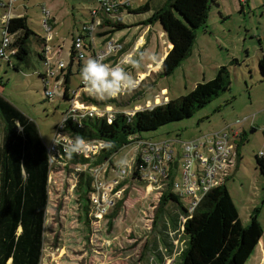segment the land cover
<instances>
[{
  "label": "rangeland",
  "instance_id": "374dc122",
  "mask_svg": "<svg viewBox=\"0 0 264 264\" xmlns=\"http://www.w3.org/2000/svg\"><path fill=\"white\" fill-rule=\"evenodd\" d=\"M143 1L132 0V4ZM162 1L148 0L149 9L145 11H124L123 22L131 21L132 24L112 33L123 42L122 48L104 59L139 79L138 87L130 94H121L116 100L91 102L108 103L111 111L134 108L146 100V104L163 102L185 93L195 82L211 78L216 67L225 64L228 70L226 89L194 109L189 116L168 121L154 129L141 130L139 135L151 139L168 137L173 139L176 147L181 140L227 124L237 130L231 164L223 182L242 224L247 223L252 208L258 207L256 218L262 233L243 264H264V175L255 161L256 155L264 159V78L257 67V58L264 54V0L210 2L203 26L194 30L188 54L167 75L147 69L152 63L159 64L162 54L170 47L160 24L157 21L149 24L136 22L149 15ZM96 7L98 0H0V18L4 14L24 16L28 27L44 37L45 46L49 47L46 50L48 64L54 68L58 60L68 63L72 37L81 32V23L89 22V10ZM45 17L50 24L48 32L41 26ZM1 26L0 20V36ZM93 42V52L104 47L96 35ZM28 47L24 60L18 61L13 55L8 60L0 57V95L34 121L45 144L49 142L67 101L58 95H52L50 99L45 97L42 80L36 74V70L44 71L35 53L40 44L31 36ZM129 50L132 55L126 60H138L139 67L125 63L123 53ZM83 52L82 66L87 59L93 58L90 48L85 47ZM152 56L157 59L154 61ZM70 71L67 93L76 97L78 93L72 92L81 80V70H76L75 59ZM58 80L57 94L63 80L60 75ZM47 85L50 86V82ZM160 86L165 89L159 90ZM134 151L135 141L120 146L113 153L114 164L125 167ZM76 164L53 160L47 173V205L38 264H173L177 260L185 241L181 229L174 232L169 227L163 231L158 217L152 224L159 195L158 184L136 180L124 182L117 193L110 196L114 204L118 198L122 199L115 206L110 224L106 214L114 208L112 202L104 207L100 216L93 215L88 203L89 219L86 222L80 205L83 199L79 198V191L74 186L80 166ZM127 169L130 171V165ZM112 172L108 165L104 175ZM176 176L178 179V173ZM165 208L176 211L171 202L166 203ZM162 239L170 245L164 244Z\"/></svg>",
  "mask_w": 264,
  "mask_h": 264
},
{
  "label": "trees",
  "instance_id": "16d2710c",
  "mask_svg": "<svg viewBox=\"0 0 264 264\" xmlns=\"http://www.w3.org/2000/svg\"><path fill=\"white\" fill-rule=\"evenodd\" d=\"M215 1L163 0L149 15L136 21L143 24L157 21L170 42L159 63L158 74H169L188 54L195 28L203 26L207 7ZM147 9L149 2L144 0L129 6L127 11L136 13ZM131 24L117 22L104 32L113 33ZM2 27L9 34L10 45L14 47L10 55L18 61L24 60L29 51V37L33 36L40 44L35 53L42 62L43 37L28 27L24 16H9ZM72 57L73 51L69 47V58ZM257 67L264 78V54L257 58ZM65 71L62 92L56 94L67 101L63 111L69 104L67 83L71 71L68 64ZM36 74L41 79V71L36 70ZM227 87L228 70L225 64H221L216 67L211 78L197 81L185 93L154 103L150 108L136 109L130 115L117 111L110 121L99 115L81 117L79 125L66 120L63 128L69 134L85 139H101L104 144L91 158L74 154L70 157L64 152L60 158L64 164L81 161L95 164L105 158L110 160L120 146L140 136L139 131L154 129L168 121L189 116L194 109ZM255 161L264 175L263 157L256 155ZM50 166L45 144L34 121L0 95V264H38ZM131 180L144 183L134 168L130 177L123 178L115 187ZM89 181V175L79 172L74 185L79 191V198L83 199L80 205L86 222L89 219ZM168 185L169 182L157 197L152 224L154 218L158 217L163 231L170 227L175 232L180 228L184 234V245L173 264H243L262 233L256 218L258 207L252 208L247 223L242 224L231 196L224 182H221L210 187L190 215L182 220L181 215L186 214L184 200L171 191ZM121 200L118 198L114 208L106 214L108 224L116 212L115 206ZM168 202L173 203L176 211L166 210L165 204ZM162 240L164 244L170 245Z\"/></svg>",
  "mask_w": 264,
  "mask_h": 264
},
{
  "label": "built area",
  "instance_id": "2783aa9c",
  "mask_svg": "<svg viewBox=\"0 0 264 264\" xmlns=\"http://www.w3.org/2000/svg\"><path fill=\"white\" fill-rule=\"evenodd\" d=\"M131 5H133L132 0H98V7L89 10V22L81 23V32L72 37L70 44L71 50L73 51L71 63L73 59H75L77 71L82 68L80 58L84 54L83 49L85 47L92 50L93 58L101 56L105 58L113 55L122 48V41L112 36V33L104 31L117 22H123V12L126 11L129 13L127 9ZM8 17V14H4V16L0 18L2 26ZM2 26L0 57L8 59L9 55L14 51V47L10 45V36ZM41 26L44 31H49L50 24L47 17L42 18ZM94 35L104 43V47L97 52H93L92 47ZM43 45L41 53L43 55L42 64L44 66V71H41L43 74L41 80L44 86L43 93L47 99H50L52 95L57 94L55 90L60 87L58 77L60 75L63 79V74L66 72L65 69L68 63L65 64L62 60H58L55 62L54 68L50 67L46 57V50H48L49 47L45 46L44 37ZM57 48L59 49L60 46ZM57 48L54 50H57ZM131 55V50L125 51L123 53V58L126 60ZM104 62L106 63V61ZM71 63L68 66H71ZM62 81L63 80H61L60 92H58L59 94H61L63 88ZM49 82L50 86L47 85ZM77 86L78 87L73 90L72 93L76 91L78 95L76 97L72 95L69 96L67 108L61 113L58 122L55 123L49 142L45 143L48 165H50L53 160L62 161L60 158L61 154L63 152L67 153L64 147H59L57 144H69L79 137L65 131L60 122L69 120L79 125L81 117L92 115L104 116L107 121H110L117 111L130 115L136 109L145 107L150 108L154 104L149 101V103L146 104V100L143 105L138 106L137 104V107H131L132 109H116L115 111H111V106L108 103L98 104L97 102H91L99 99L89 95L85 91L81 80ZM118 97H120V95L107 98L106 100H116ZM237 135V130L230 128V125L227 124L218 129H213L181 140L176 147H174L172 142L173 139L168 137L151 139L138 136L131 140L135 141V151L125 167L115 165L112 160L113 155L110 160L105 158L101 162L95 164H91L90 161L77 162V164L80 165L78 173L84 172L90 177L88 203H90L93 215L100 216L107 204L111 202L114 204L110 196L116 194L119 186L124 183L118 187H115V185L123 178L130 177L133 169L136 168L138 177L144 183H156L159 185L158 193H160L169 182L168 187L171 191L177 193L183 200V196L186 197V200H184L186 214L181 215V219L183 220L186 216L190 215L201 196L208 191L210 187L223 182L228 167L231 164V157L234 151V139ZM53 140L57 143L54 144L52 142ZM82 140V151L79 154H74L79 157L91 158L104 144L101 139L82 138ZM62 162L64 164V161ZM108 165L113 172L104 175ZM129 165L131 167L130 171L127 169ZM177 173L178 179L176 178Z\"/></svg>",
  "mask_w": 264,
  "mask_h": 264
},
{
  "label": "clouds",
  "instance_id": "9594fccd",
  "mask_svg": "<svg viewBox=\"0 0 264 264\" xmlns=\"http://www.w3.org/2000/svg\"><path fill=\"white\" fill-rule=\"evenodd\" d=\"M143 58V57H142ZM154 61L155 56L151 57ZM104 57L89 58L85 61L81 68L80 78L85 91L99 99L117 97L121 94H130L139 84L132 75H130L121 66H112L104 62ZM134 67H139V61L135 59L126 60ZM63 126L64 121L60 122ZM54 144L57 142L52 141ZM59 147H64L65 151L71 157L73 154H79L82 151L83 140L77 137L74 142L69 144H57Z\"/></svg>",
  "mask_w": 264,
  "mask_h": 264
},
{
  "label": "crops",
  "instance_id": "0c3cea01",
  "mask_svg": "<svg viewBox=\"0 0 264 264\" xmlns=\"http://www.w3.org/2000/svg\"><path fill=\"white\" fill-rule=\"evenodd\" d=\"M131 21H129L128 23H130ZM127 23V22H126ZM161 31H162V29H161ZM163 32V31H162ZM164 33V32H163ZM169 45H170V43H169ZM162 56H163V54H162ZM159 67V64H153L152 63V65L151 66H148L147 67V69H154L156 72L158 71V68ZM140 73H143V71H141ZM136 75H138V74H136ZM138 77V76H137ZM162 89H165V87L164 86H160L159 87V90H162ZM165 96V95H164ZM155 97V96H154ZM166 97V96H165ZM259 241V239L257 240V242Z\"/></svg>",
  "mask_w": 264,
  "mask_h": 264
},
{
  "label": "water",
  "instance_id": "95a60500",
  "mask_svg": "<svg viewBox=\"0 0 264 264\" xmlns=\"http://www.w3.org/2000/svg\"><path fill=\"white\" fill-rule=\"evenodd\" d=\"M161 27V26H160ZM162 29V28H161ZM163 31V30H162ZM170 43V42H169ZM71 63V58H69L68 65Z\"/></svg>",
  "mask_w": 264,
  "mask_h": 264
}]
</instances>
